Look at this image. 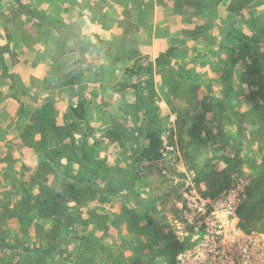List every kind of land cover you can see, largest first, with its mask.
Here are the masks:
<instances>
[{
    "label": "rangeland",
    "instance_id": "rangeland-1",
    "mask_svg": "<svg viewBox=\"0 0 264 264\" xmlns=\"http://www.w3.org/2000/svg\"><path fill=\"white\" fill-rule=\"evenodd\" d=\"M191 8V0H0V236L14 246H0V264H32L27 253L34 256L36 248L48 247L36 227L29 233L21 230L15 213L24 190L39 194V182L59 191L65 186L39 163V134L23 136L30 124L37 130L44 104L51 122L71 134L75 146L117 175L113 186L119 191L107 201L69 203L79 217L78 237L105 236L94 244L95 261L107 264L104 255L109 253L123 263L141 256L138 264H168L180 246L174 221L190 182L203 195L239 191L241 225L264 233V136L256 143L248 133L253 127L240 113L256 101L264 103V86L254 87V97L241 86L222 88L219 96L208 87L198 97L204 77L191 65L207 66L206 47L195 44L192 50L184 40L194 32L195 38L203 37L202 25L186 29L193 25L186 18L195 10ZM197 8L201 16L202 5ZM246 10L248 17L227 22L225 30L233 25L248 30L246 22L255 23L264 52V0ZM180 14L183 34L176 37L172 31L181 24L169 18ZM226 37L236 53L240 45ZM243 56L240 65L250 64ZM260 59L264 65V54ZM243 73L236 71L240 81ZM80 103L83 121L74 110ZM237 120L247 127L241 134ZM61 164L71 174L79 168L65 158ZM122 207L137 211L139 230L127 223L133 215ZM50 220L38 217L36 222L48 230ZM150 221L156 239L147 229ZM72 233L67 230L60 242L64 252L48 253V260L70 264V256L82 257V240Z\"/></svg>",
    "mask_w": 264,
    "mask_h": 264
},
{
    "label": "trees",
    "instance_id": "trees-1",
    "mask_svg": "<svg viewBox=\"0 0 264 264\" xmlns=\"http://www.w3.org/2000/svg\"><path fill=\"white\" fill-rule=\"evenodd\" d=\"M214 1L220 3L222 0ZM251 1L253 0H231L228 10L235 13L238 17H243L242 11ZM208 3L209 0L203 3L202 6H206ZM246 25L248 26L247 29L249 31H253L255 29V23L250 24L246 22ZM227 36L232 37L244 48L252 50L255 53V55L252 56L245 79L246 83L251 88L250 94L252 97H254V94L258 92V90L257 92L254 90V87L259 88L264 86V83L260 80L264 78V65L261 63L260 59L264 52L261 51L260 40L259 38L251 37L245 33L241 26L236 27L234 25L227 30ZM172 50L173 48H170V50L167 52ZM155 62L157 65H160L162 60L160 57H157ZM139 63V60H137L136 65L139 66ZM234 64L235 60L233 59L229 69L227 70V74L232 72ZM127 73L138 76L136 70H127ZM257 98L260 99L258 96ZM262 103L263 102L256 101L250 109L241 113V115L245 117L243 121L253 127V129L249 130L248 133L255 137L256 143H259L262 140L261 138L264 136V103ZM48 110L49 106L44 104L41 110L38 112L41 120L38 121L39 124L37 130L34 131V124H30L26 126L23 136L29 134L34 135V133L39 134L40 145L37 148L40 159L39 163H42L43 166L49 167L56 175V178L59 179L60 182H63L65 186L61 191H59L39 182V194L32 195L30 192H26V190H24L25 192L19 201L22 207L19 209V212L15 213L16 217L19 219L21 230L24 233H29L30 227L34 226L36 227V231L40 232L39 234L48 240L47 249H43L41 247L36 248L35 251L40 253L37 252L38 255L34 254V256L32 253H27L28 260L32 264H56L54 261L55 258L52 257L50 260H48L47 255H49L48 253L53 251L56 252L57 250L62 253L64 252L63 249L59 247V245L60 242L66 239V231L71 230L73 232L72 237L74 239L82 240V251L80 250L82 257L80 258L83 260L81 263L80 258H76V256L72 255L69 259L70 264H91V262L92 264H103V262L99 260H94L96 258V252L93 249L94 244L97 243L101 237L94 234L78 237L76 224H78L77 221L79 220V217L76 214L70 212L71 208H69V203L88 202L96 199L100 202L107 201V197L109 195L115 194L119 191H115L113 186L117 175L112 172L110 167L104 165L102 161H96L92 156H89L88 153L84 151L83 147L75 146L73 142V136L60 129L57 124L51 122L52 117L51 114L48 115ZM74 110L79 114L81 121L85 120L86 113L83 103H80L74 107ZM236 127L237 132H240L239 134H241L243 131H246L247 129V127L242 126V122L239 120L236 122ZM262 132L263 134L261 135ZM67 138H69V141L65 143L64 139ZM64 158L76 161L79 165L78 171L72 174L62 171L60 168L62 165L61 160ZM251 167L254 170L258 169L255 165H252ZM134 185L135 182H132L129 184V187L133 188ZM36 203H40V206H36ZM122 210L133 215L132 218L127 221L129 225H134V228L140 226L136 210L132 208L127 209L126 207H122ZM35 211L38 213L37 216L34 215ZM38 217L49 220L51 219V225L48 230L36 222ZM152 227L153 224L150 221L147 229L150 232L152 238L156 239L157 234L155 230L152 229ZM139 228L140 227L135 230H139ZM56 238L58 241H55ZM104 238L105 236L103 235L102 239ZM0 246L4 248L14 247L12 244H8L5 241L3 236H0ZM184 247L185 245H180L177 247L174 256L168 264H175L176 254ZM135 248H138V246ZM89 251H91L92 256L88 257L86 254ZM140 257H135L133 259L127 258L126 262L123 263L118 258L116 260L115 256L109 253L104 255V259L108 262L107 264H138Z\"/></svg>",
    "mask_w": 264,
    "mask_h": 264
},
{
    "label": "built area",
    "instance_id": "built-area-1",
    "mask_svg": "<svg viewBox=\"0 0 264 264\" xmlns=\"http://www.w3.org/2000/svg\"><path fill=\"white\" fill-rule=\"evenodd\" d=\"M241 201L234 189L212 196L187 184L174 221L175 239L185 245L175 264H264V233L243 228L237 214Z\"/></svg>",
    "mask_w": 264,
    "mask_h": 264
},
{
    "label": "crops",
    "instance_id": "crops-1",
    "mask_svg": "<svg viewBox=\"0 0 264 264\" xmlns=\"http://www.w3.org/2000/svg\"><path fill=\"white\" fill-rule=\"evenodd\" d=\"M146 1V0H145ZM231 0H222L220 3L213 2L208 3L206 6H202L201 10V16H198V6L202 5L205 0H191V9L193 10L186 18L190 19L188 22L193 23L191 26H187L186 29H195L198 25L203 26V32L202 36H198L197 38L193 35L184 37V40L186 44L190 47H192V50H195L194 46L195 44L201 45L206 47V53H205V59L207 66L204 68H199V66H192L191 65V71L194 70L195 72H202L204 79L201 78V83L198 84L196 80L195 84L200 85L201 89H198L197 95L201 99L204 97V93H207V88L211 87L215 90H217L216 95H220V89L224 88H233L234 90L242 87V89H245L248 93H250L251 88L246 83L245 79L246 76L243 73L241 81L237 79L236 77V71H243L247 72V69L250 64L240 65V62L244 60L245 58L243 55L246 56L249 59L248 61L252 59V52L246 48H244L241 44H239L236 40H234L236 43L240 45L238 47V51L235 53L233 50H231V43L228 41V38L226 37L227 31L225 30L224 24L227 22L233 21L236 17H238L235 13L228 10V6L230 4ZM256 0L251 1L242 11V15L245 17H248L249 10L247 11V7H251V5H255ZM251 9V8H249ZM255 13V11H254ZM247 15V16H246ZM156 18V15H154V19ZM182 16L180 15H174L169 18V21L173 22L178 21L180 22V27L176 29L175 31H172V35L176 37L182 36ZM168 21V19H167ZM187 21V19H186ZM206 28V29H205ZM207 30V32H205ZM254 29L253 31H248L243 29L245 33L248 35H251V37L254 38H261L262 36L259 34L260 32L258 30ZM250 32V33H249ZM206 33V35H205ZM253 35V36H252ZM205 39L202 44H199L198 40ZM233 47V46H232ZM242 48V49H241ZM236 50V48H234ZM204 55V54H203ZM235 60V64L233 66L232 72L230 74H227V70L230 67V64L232 60ZM229 61V64L226 65V62ZM218 63V65H216ZM189 66V65H188ZM190 67V66H189ZM193 67V68H192ZM233 78V79H232ZM201 90V91H200ZM225 95V94H222ZM195 96V93L192 95ZM246 103V101H245ZM246 109V108H245ZM245 109H241L240 113L245 111Z\"/></svg>",
    "mask_w": 264,
    "mask_h": 264
},
{
    "label": "clouds",
    "instance_id": "clouds-1",
    "mask_svg": "<svg viewBox=\"0 0 264 264\" xmlns=\"http://www.w3.org/2000/svg\"><path fill=\"white\" fill-rule=\"evenodd\" d=\"M87 37H88V39L91 41V40H93V36H92V34L91 33H87V34H85Z\"/></svg>",
    "mask_w": 264,
    "mask_h": 264
}]
</instances>
